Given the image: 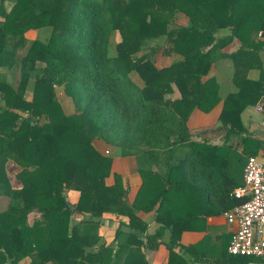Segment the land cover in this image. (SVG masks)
<instances>
[{"label": "trees", "instance_id": "1", "mask_svg": "<svg viewBox=\"0 0 264 264\" xmlns=\"http://www.w3.org/2000/svg\"><path fill=\"white\" fill-rule=\"evenodd\" d=\"M14 2L9 13L0 5V67L18 66L27 33L53 31L46 42L31 44L17 88L0 72V199H10L6 210L0 203V264L25 258L31 264H148L142 248L157 250L166 230L168 264H188L175 251L182 234L202 229L205 216L237 204L230 199L244 175L241 182L235 177L240 167L245 170V155L256 156L264 143L242 137L239 154L228 145L198 142L188 120L195 109L209 113L220 103L216 80L203 79L217 61L231 58L240 90L224 101L221 121L228 136L245 132L241 113L253 94L264 92V70L260 80H250L249 67L243 72L238 60L264 47V0ZM178 14L189 24L170 29ZM227 28L231 36L218 39ZM115 32L121 41L111 54ZM161 38L182 61L159 68L152 54L136 56ZM233 41L238 51L223 53ZM173 86L180 98L168 97ZM58 87L74 113H65ZM96 141L136 158L142 185L133 202L121 175L107 184L113 160L97 150ZM10 163L21 169L19 186L7 173ZM213 182L220 200H230L217 212L207 198ZM69 191L79 193L76 205ZM141 212H155L161 228L154 235L146 234ZM32 214L40 217L31 224ZM105 214L119 218L112 243L99 233ZM76 215L83 219L74 221Z\"/></svg>", "mask_w": 264, "mask_h": 264}, {"label": "crops", "instance_id": "2", "mask_svg": "<svg viewBox=\"0 0 264 264\" xmlns=\"http://www.w3.org/2000/svg\"><path fill=\"white\" fill-rule=\"evenodd\" d=\"M14 3V0H0V5L4 6V9L7 13L11 11ZM1 20H3V18L0 14V21ZM188 24V17H186L184 14H178L171 29L185 27ZM51 31L52 30L50 27H45L38 30L35 33L36 39L46 41L50 36ZM230 36V28L221 30L217 34L218 39L228 38ZM259 37L260 40L263 39L260 34ZM157 43L159 46L152 45L151 48H153V50H149V53H147L152 55L154 53V63L157 67L165 68L183 60V56L172 50V46L167 42L166 38L158 39ZM239 47L240 44L237 41H233L229 46L223 49L222 52L231 54L238 51ZM238 61L239 65L243 69V72L247 67H249V70L247 71V77L250 80H260L262 78V69L264 70V47L257 52H249L248 55H245ZM236 68V62L231 58L220 59L212 66L208 76L204 77L203 80L207 81L211 78L216 80L220 103L209 113L195 109L188 120V127L194 140L198 142H206L213 146L228 145L233 147L239 154H242V137L259 139L258 135L262 132L261 121L264 115L258 113L256 106L264 96V92L262 91L260 94H253L249 99L248 106L241 113V122L245 128V132L242 135L228 136L226 129L222 125L221 114L223 111L224 101L230 95L237 94L240 90L235 82ZM0 72L4 74L6 72V68L1 67ZM139 82V85H143L141 81ZM173 89L174 93L168 97L173 99L180 98L178 89L175 86H173ZM94 145L102 154L112 158L113 160L112 173L107 179V184L113 185L115 183V174L121 175L128 191L129 201L133 202L136 199L138 191L142 185V178L138 173L136 158L131 156L124 157L119 149L111 147L103 142L100 143V141L94 142ZM263 152L264 143H262V147L258 150L256 156H261ZM250 156V154L245 155V158L248 159ZM17 169L19 173L21 169L18 167ZM243 172V167H240L239 176L238 178L235 177V180L237 179L236 182L243 181ZM17 174H15L13 177L9 175L10 180H12V178L15 179ZM14 181L15 180H12L13 184ZM212 186L213 189L207 191V198L210 205L214 206V211L217 212L223 209V207H226L230 200L236 201L233 198L230 200H220V190L217 188V184L213 182ZM69 195L71 196L69 199L71 200L70 202L76 204L79 200V193L75 191H69L67 196L69 197ZM9 202V198L1 197V210L6 203L9 206ZM139 216L148 225L146 234L154 235L161 228V225L156 221L155 212L148 214L141 212L139 213ZM39 217V214H32L29 217V222L32 224L33 221ZM82 218L83 217L81 215H76L74 217V219L78 222H80ZM204 219L206 222L205 225L201 227L202 229L194 228V230L184 232L179 241V245H177L175 248L176 252L182 253L183 258L186 259L188 264H264V261L259 258L253 257L250 259L245 256H234L228 252L234 231L237 227L234 224H229L223 213L210 214L205 216ZM122 220L127 222L126 218H123ZM118 228L119 218L111 214H105L102 218V226L99 230V233L101 236H103L107 243H112ZM170 237V231L166 230L162 238V244L157 250L147 249L145 246L142 248L148 264H168L169 252L166 248V245L169 244ZM195 245L199 247L195 250L193 249L191 253H187L186 248H190ZM31 261L32 260L30 258H25L20 261L19 264H31Z\"/></svg>", "mask_w": 264, "mask_h": 264}, {"label": "built area", "instance_id": "3", "mask_svg": "<svg viewBox=\"0 0 264 264\" xmlns=\"http://www.w3.org/2000/svg\"><path fill=\"white\" fill-rule=\"evenodd\" d=\"M256 109L264 115V96ZM258 138L264 141V117ZM237 204L223 213L236 225L228 252L234 256L256 257L264 261V152L250 156L244 170V184L233 191Z\"/></svg>", "mask_w": 264, "mask_h": 264}, {"label": "rangeland", "instance_id": "4", "mask_svg": "<svg viewBox=\"0 0 264 264\" xmlns=\"http://www.w3.org/2000/svg\"><path fill=\"white\" fill-rule=\"evenodd\" d=\"M171 27L172 26H170V29H171ZM51 28V30L53 31V28L52 27H50ZM52 31H51V34H52ZM37 31H31V32H29V33H27L26 34V44L23 46V47H21L20 49H19V51H18V54H17V62H18V66L16 67V68H14V69H12V70H10V69H7L6 68V72L3 74V75H5L6 76V78H7V80H8V82L12 85V86H14L15 88H17L18 86H19V84H20V80H21V74H20V63H21V61H22V59H23V57L27 54V52H28V50H29V48H30V46H31V44L35 41V40H39V39H36V36H35V33H36ZM51 34H50V36H51ZM48 36H49V32H48ZM50 36L48 37V39L50 38ZM47 39V40H48ZM46 40V41H47ZM41 41V40H40ZM45 40H43V42H46ZM121 41V36H120V33L119 32H115L114 34H113V42H112V44H111V46H110V53L111 54H115V52H116V45H117V43H119ZM152 45H154V46H159V44L157 43V41H154V42H150V46L147 48V49H144V50H142V51H140V52H138L137 54H136V56L137 57H141V56H143V55H146L147 53H149L148 51L149 50H153V48H151V46ZM151 53V52H150ZM152 59H153V62L155 61L154 60V53H153V55H152ZM1 68V67H0ZM3 68V67H2ZM140 80H138V82H139ZM34 83H35V80L34 79H32L31 81H30V84H29V86H28V99H31V97H32V94H33V86H34ZM140 83V82H139ZM56 93H57V95H58V99H59V101H60V103H61V105L63 106V109H64V111H65V113H67V114H70V113H74L75 112V106H74V104H72V101H71V99H69L66 95H65V92H64V90L62 89V88H56ZM100 143H101V141H100ZM20 169V168H19ZM7 173H8V175H10L11 177H13L15 174H17L18 173V169H17V166L13 163H10L9 164V167H8V169H7ZM12 180H15L14 181V186H19V182H18V180H17V178H12ZM70 195H69V197L67 196V198H68V200L70 199ZM69 201H71V200H69ZM71 203V202H70ZM73 203V202H72ZM71 203V205H76V204H72ZM7 203L4 205V207H3V209L2 210H5L6 208H7ZM83 219V218H82ZM81 219V220H82ZM74 221H76L75 219H74Z\"/></svg>", "mask_w": 264, "mask_h": 264}]
</instances>
